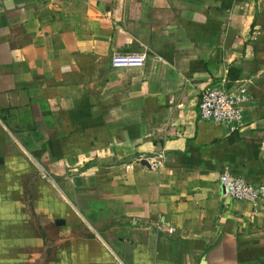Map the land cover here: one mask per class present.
<instances>
[{
	"label": "crops",
	"instance_id": "obj_1",
	"mask_svg": "<svg viewBox=\"0 0 264 264\" xmlns=\"http://www.w3.org/2000/svg\"><path fill=\"white\" fill-rule=\"evenodd\" d=\"M239 81L243 125L199 118ZM225 169L264 182V0H0V264H264Z\"/></svg>",
	"mask_w": 264,
	"mask_h": 264
},
{
	"label": "built area",
	"instance_id": "obj_2",
	"mask_svg": "<svg viewBox=\"0 0 264 264\" xmlns=\"http://www.w3.org/2000/svg\"><path fill=\"white\" fill-rule=\"evenodd\" d=\"M146 52L115 53L111 63L114 68L141 67L146 62ZM251 100L249 85L245 81L228 85L210 84L203 89L198 101V115L201 120L220 123L229 128H236L244 123V108ZM161 161L150 162V166L159 167ZM221 197L248 201L253 204L264 201V182H256L247 176L223 170L218 177ZM159 231L164 230L157 224ZM174 232L173 227L166 229Z\"/></svg>",
	"mask_w": 264,
	"mask_h": 264
},
{
	"label": "water",
	"instance_id": "obj_3",
	"mask_svg": "<svg viewBox=\"0 0 264 264\" xmlns=\"http://www.w3.org/2000/svg\"><path fill=\"white\" fill-rule=\"evenodd\" d=\"M145 162L150 166V164H149V162L147 160Z\"/></svg>",
	"mask_w": 264,
	"mask_h": 264
}]
</instances>
